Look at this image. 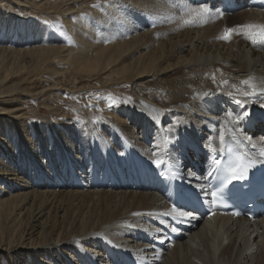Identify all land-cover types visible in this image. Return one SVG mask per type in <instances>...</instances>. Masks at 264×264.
<instances>
[{"label": "bare ground", "instance_id": "bare-ground-1", "mask_svg": "<svg viewBox=\"0 0 264 264\" xmlns=\"http://www.w3.org/2000/svg\"><path fill=\"white\" fill-rule=\"evenodd\" d=\"M48 2L0 0V37L25 46L53 36L46 19L12 14L37 15ZM65 2L72 48L60 41L0 47V264L264 263V218L162 215L185 191L205 196L202 177L190 168L179 175L180 165L199 158L207 170L222 131L236 144L264 118V47L239 35L218 39L225 28L264 24V11L242 6L186 26L185 7L221 10L210 0H103L85 14L83 0ZM26 72L25 80L45 84L28 91L17 81ZM250 77L257 92L244 97ZM125 84L128 103L87 102L104 108L99 122L89 112L78 124L56 117L54 101L66 92L98 95ZM30 98L48 111L38 122L28 113ZM262 138L257 133V147L247 150L258 153ZM161 156L168 163L157 169L152 160Z\"/></svg>", "mask_w": 264, "mask_h": 264}, {"label": "snow or ice", "instance_id": "snow-or-ice-1", "mask_svg": "<svg viewBox=\"0 0 264 264\" xmlns=\"http://www.w3.org/2000/svg\"><path fill=\"white\" fill-rule=\"evenodd\" d=\"M184 12L187 13L188 18L184 20V24L186 26H191L197 23H206L208 20L213 18H222L224 13L220 12L218 9H214L210 7L208 4H200L199 6H190L185 7L183 9ZM154 26V25H153ZM233 35L242 36L245 40L249 41L253 46L264 47V24H254V23H246L242 25H236L235 27L225 28L223 34L218 37V39L224 40L225 42H229ZM213 82L215 83V77L213 76ZM243 84L247 85L251 91H243L240 94L244 97H248L251 95H255L257 92V85L250 77L242 81ZM264 91V89H261ZM231 96L232 94L229 93ZM110 103L108 105L111 108L113 105L118 104V100L109 97ZM130 102L129 100L125 101V103ZM235 103L242 106V102L236 100ZM230 118L232 117V113L227 114ZM248 116L247 112L242 113L238 118L242 119ZM166 143H172V141L165 137ZM264 140V138H262ZM236 144L240 151L233 149L232 147L227 146L225 135L223 131L220 134V149L219 152L224 154L227 152L230 156L229 161L226 164H222L220 159L214 158L212 164L215 166L213 171L207 173L208 176H213V172L217 175L215 179L219 181L218 187L212 190H209L204 185H198L201 191L204 192L205 196H211L212 204H216L218 200L221 199V192L223 188L236 180H244L247 178L248 172L255 167L257 164H264V147H261L258 153L253 154L250 153L247 146L251 148H256V144L253 143V137L245 135L243 141L237 139ZM215 151V149L213 150ZM123 155V153H121ZM156 155L155 153L153 154ZM152 163L155 165L157 169H161L162 166L166 165L168 161L164 157H157L152 160ZM189 175L194 176L195 174L189 170ZM133 215H141V213H133ZM164 216H172L173 218H195L192 212L183 211L178 208L176 205H173L170 211L163 213ZM235 216H239V213H233ZM172 231H177L175 227H172Z\"/></svg>", "mask_w": 264, "mask_h": 264}, {"label": "rangeland", "instance_id": "rangeland-1", "mask_svg": "<svg viewBox=\"0 0 264 264\" xmlns=\"http://www.w3.org/2000/svg\"><path fill=\"white\" fill-rule=\"evenodd\" d=\"M83 1L85 2L83 5V9L85 11L84 12L85 14L93 13V11H92L93 7H95L97 5L102 6L104 4L103 0H83ZM64 2H65V0H49L48 5L45 8H42L43 10L39 11L38 12L39 14H37V15L31 14L30 17L29 16L27 17L25 13L22 16V13L17 14L16 12H13V13L11 12L14 17L21 18V19L24 18L23 20H26V21H28V19L32 20L37 16L36 18H38L39 20L36 18H35V20H38L40 22L43 21L42 23L46 22L45 25H47L51 30L54 31V35H53L54 37L53 36H46V37H44L45 39L43 38L36 43L33 41H29V42H26L25 46L17 45V44L14 45L15 44L14 42L17 40L16 37L13 38V37L9 36L8 40L5 39L7 37H4V38L0 37V38H2L1 39L2 41L0 40V44H1L0 47H2V46L5 48H10V47L11 48H21V47L25 48V47H27V49H28V48H34L37 46H39V47L45 46L44 44H46L49 41H50V44H47V45H53L54 46V45H57L56 41H60L63 45H68L70 48H72L76 44V42H74L75 40H73L75 38L70 34V32L67 31L69 29L68 28L69 24H68V22H66L68 25L65 23L63 12L65 9H68V8L66 6H64L65 5ZM43 18H44V20L46 19L45 22H44ZM75 22H78V20L75 19ZM60 24H61V29H59V27L57 26ZM47 34L52 35L51 32L47 33ZM52 40H54V42L51 44ZM43 41H45V43ZM18 46H20V47H18ZM58 68H59L58 69L59 71H66V72L68 71V69H70L69 66H67V67L61 66ZM39 70L40 69H37L36 71L30 73L29 75H28V72L23 73V74H19L18 75L19 79H17V81L22 82L24 87L28 91H34L37 87L44 85L45 83L40 84L39 82H41V81L31 83L30 81L25 80V78H27V75H28V78H30L32 74L39 72ZM44 72L47 73L48 71H44ZM67 76H71V75L67 74ZM83 77H85V76H83ZM85 79H87V78H85ZM18 82H16V83H18ZM86 83H88V81L81 84V86H86V85H84ZM130 87H131V85L125 84L122 86V91H117V92H111L109 90L107 91L104 88L101 90L100 93H98V95L95 94L96 93L95 90H92L93 92L90 90L91 93L89 91L88 92L87 91H80V92H76V93L66 92L62 97H60L58 100L54 101V107L56 109H58L61 113L60 116H56V117L58 119H60V121H66V122L70 121V122H74L75 124H78L79 121H82V120H83V122L87 121L88 118L85 115L87 114V112H89L90 114H93L92 118L96 119L95 122H99V120L102 118V116L104 114L103 113L104 108H101V109H98L97 111H95L92 109V107H89L90 105L87 102H90L91 98H94L97 101L105 98L104 100L105 101L108 100L107 103H110L109 97L117 99L118 101H124V99L129 100V97L131 96L130 95L131 94ZM83 92H85V94ZM107 93H109L111 95L107 96ZM39 102L40 101L35 100V99H31V98L28 99V103H27V104H29L28 113L30 114L32 121L38 122L40 120V117L48 112L46 110V107H44V105L40 104ZM91 104H93V103L91 102ZM94 112H100V113H94ZM27 223H28V221L24 222V224L22 226L23 229H21V231H24L28 228L29 225ZM24 225H26V226H24ZM174 264H183V262L175 261ZM261 264H264V263L262 262Z\"/></svg>", "mask_w": 264, "mask_h": 264}]
</instances>
